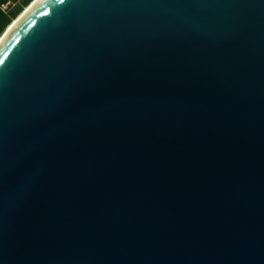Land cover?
Wrapping results in <instances>:
<instances>
[{
	"label": "water",
	"instance_id": "water-1",
	"mask_svg": "<svg viewBox=\"0 0 264 264\" xmlns=\"http://www.w3.org/2000/svg\"><path fill=\"white\" fill-rule=\"evenodd\" d=\"M0 264H264V0H41L0 46Z\"/></svg>",
	"mask_w": 264,
	"mask_h": 264
},
{
	"label": "bare ground",
	"instance_id": "bare-ground-1",
	"mask_svg": "<svg viewBox=\"0 0 264 264\" xmlns=\"http://www.w3.org/2000/svg\"><path fill=\"white\" fill-rule=\"evenodd\" d=\"M41 0H33L20 14L14 19L0 36V46L7 38V36L18 26V24L37 6Z\"/></svg>",
	"mask_w": 264,
	"mask_h": 264
},
{
	"label": "built area",
	"instance_id": "built-area-1",
	"mask_svg": "<svg viewBox=\"0 0 264 264\" xmlns=\"http://www.w3.org/2000/svg\"><path fill=\"white\" fill-rule=\"evenodd\" d=\"M23 2L24 0H2L0 2V12L7 17H11V14L17 9L22 8L24 10Z\"/></svg>",
	"mask_w": 264,
	"mask_h": 264
},
{
	"label": "trees",
	"instance_id": "trees-1",
	"mask_svg": "<svg viewBox=\"0 0 264 264\" xmlns=\"http://www.w3.org/2000/svg\"><path fill=\"white\" fill-rule=\"evenodd\" d=\"M1 1L2 0H0V2ZM32 1L33 0H24L23 7L26 8ZM22 11V8L17 9L11 14V17H7L0 12V36L5 31V29L11 24L10 22L16 19Z\"/></svg>",
	"mask_w": 264,
	"mask_h": 264
},
{
	"label": "rangeland",
	"instance_id": "rangeland-1",
	"mask_svg": "<svg viewBox=\"0 0 264 264\" xmlns=\"http://www.w3.org/2000/svg\"><path fill=\"white\" fill-rule=\"evenodd\" d=\"M25 9V8H24ZM6 30V29H5ZM3 34V33H2Z\"/></svg>",
	"mask_w": 264,
	"mask_h": 264
}]
</instances>
